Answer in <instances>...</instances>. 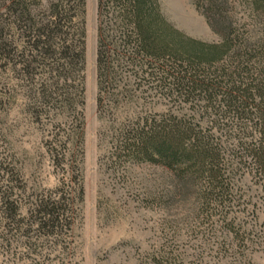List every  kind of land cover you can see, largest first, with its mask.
Listing matches in <instances>:
<instances>
[{"label": "trees", "instance_id": "1", "mask_svg": "<svg viewBox=\"0 0 264 264\" xmlns=\"http://www.w3.org/2000/svg\"><path fill=\"white\" fill-rule=\"evenodd\" d=\"M240 1L250 23L239 26L226 0H194L220 39L205 43L176 30L159 0H97L98 164L118 181L133 166L168 171L167 199L191 200L196 219L214 217L236 247L264 253V229H254L264 216V0ZM84 15L85 0H0V85L5 64L18 60L35 85L36 119L57 111L59 122L47 149L59 172L54 190L35 198L27 219L11 195L0 197V242L23 264H74L72 227L84 198ZM10 25L20 51L7 39ZM164 100L187 107H149ZM14 236L21 253L10 248Z\"/></svg>", "mask_w": 264, "mask_h": 264}, {"label": "rangeland", "instance_id": "2", "mask_svg": "<svg viewBox=\"0 0 264 264\" xmlns=\"http://www.w3.org/2000/svg\"><path fill=\"white\" fill-rule=\"evenodd\" d=\"M226 1L239 26L250 23L244 3ZM96 3L85 0L84 198L81 215L72 227L73 263L150 264L151 259L165 256L171 259L170 264H264L263 252L236 247L237 243L220 230L216 218L196 219L191 200L167 199L174 185L168 171L150 165L133 166L118 181L99 167ZM159 4L165 19L185 36L205 43L219 42L194 0H159ZM8 31L7 39L20 51L19 31L12 25ZM16 61L5 64L1 75L0 197L11 195L9 199L17 202L21 216L27 219L35 198L57 186L59 172L47 149L59 122L57 111H50L40 121L36 119L29 106L35 85L31 77L22 74ZM149 107L173 110L187 106L164 100L161 105L154 106L153 102ZM255 224V230L260 226L264 229V216L259 215ZM12 241L11 250L21 253L20 240L14 236ZM14 260L0 242V264H23Z\"/></svg>", "mask_w": 264, "mask_h": 264}]
</instances>
